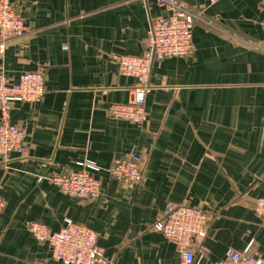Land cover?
Masks as SVG:
<instances>
[{
  "label": "crops",
  "instance_id": "crops-1",
  "mask_svg": "<svg viewBox=\"0 0 264 264\" xmlns=\"http://www.w3.org/2000/svg\"><path fill=\"white\" fill-rule=\"evenodd\" d=\"M179 1L197 17L192 54L152 64L147 117L134 124L107 115L131 100L135 83L116 63L144 51L151 20L166 9L156 0H12L25 33L4 43L0 76L16 82L42 71L45 95L11 102L25 150L0 157V264H60L27 225L56 232L65 218L97 234L108 264H180L152 228L167 202L210 214L205 237L191 243L201 264L248 247L264 264V225L254 213L264 198V0ZM130 152L143 160L133 189L108 173ZM84 160L100 168L98 199L48 182Z\"/></svg>",
  "mask_w": 264,
  "mask_h": 264
},
{
  "label": "built area",
  "instance_id": "built-area-1",
  "mask_svg": "<svg viewBox=\"0 0 264 264\" xmlns=\"http://www.w3.org/2000/svg\"><path fill=\"white\" fill-rule=\"evenodd\" d=\"M211 2L215 0H210ZM159 7L168 12L151 20L145 49L138 56H121L117 60L119 72L135 80L131 100L125 104H111L107 115L113 120L134 124L145 122V97L150 91L151 67L155 61L171 58H185L192 54V35L196 16L179 0H156ZM25 33L22 17L12 0H0V55L4 43L21 38ZM264 50V42L261 46ZM45 95V77L42 71L24 72L16 82H9L0 76V157L21 155L25 150V132L10 123L12 100L25 103H39ZM76 169H67L47 178L62 194L82 200H96L102 195V182L96 177L100 168L92 161L76 164ZM109 175L127 188L140 186L143 177L142 157L134 152L114 161ZM43 178L39 177V181ZM5 207L0 197V213ZM254 213L264 225V198L254 204ZM210 214L199 207L167 202L152 228L171 243L180 258V264H201L203 254L195 255L193 241L205 237ZM28 231L34 239L49 245L51 256L60 264H108L102 249L97 245V234L87 226L70 218L63 220L56 232L38 222H30ZM250 247L239 252L232 249L224 257L211 264H261L250 254Z\"/></svg>",
  "mask_w": 264,
  "mask_h": 264
}]
</instances>
